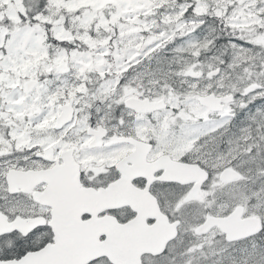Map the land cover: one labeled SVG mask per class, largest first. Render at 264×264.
Wrapping results in <instances>:
<instances>
[{
	"label": "snow or ice",
	"instance_id": "1",
	"mask_svg": "<svg viewBox=\"0 0 264 264\" xmlns=\"http://www.w3.org/2000/svg\"><path fill=\"white\" fill-rule=\"evenodd\" d=\"M0 264H264V0H0Z\"/></svg>",
	"mask_w": 264,
	"mask_h": 264
}]
</instances>
